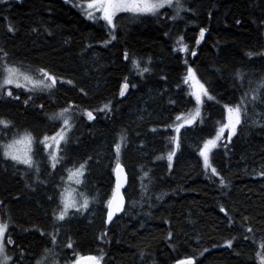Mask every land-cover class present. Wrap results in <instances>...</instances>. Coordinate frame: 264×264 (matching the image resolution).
Segmentation results:
<instances>
[{"label": "trees", "instance_id": "obj_1", "mask_svg": "<svg viewBox=\"0 0 264 264\" xmlns=\"http://www.w3.org/2000/svg\"><path fill=\"white\" fill-rule=\"evenodd\" d=\"M84 2H0V78L4 64L31 72L44 68L57 77L51 89L29 92L9 85L12 97L0 90V120L9 122L0 124V145L30 133L39 166L34 174L5 158L0 147V222L8 224V264H37L44 253L55 254V264L87 254L102 256L101 264H175L184 258L193 264H260L264 91L252 102V90L264 81V0H183L187 11L181 18L171 19V8L158 16L122 12L114 29L74 6ZM182 45L187 51L179 50ZM143 67L150 71L141 74ZM189 68L208 95L200 117L177 133V117L197 105L185 82ZM245 93L249 103L242 124L210 152L218 173L213 176L199 151L224 123L225 105H237ZM65 108L71 127L53 168L41 139L64 127L62 119L49 117ZM116 144L129 174L123 214L106 226L101 205L91 220L57 222L59 177L84 164L87 193H100L104 200L113 186ZM9 237L14 244L7 243Z\"/></svg>", "mask_w": 264, "mask_h": 264}, {"label": "snow or ice", "instance_id": "obj_2", "mask_svg": "<svg viewBox=\"0 0 264 264\" xmlns=\"http://www.w3.org/2000/svg\"><path fill=\"white\" fill-rule=\"evenodd\" d=\"M2 2V0H0ZM80 8V10L86 15V17L89 20H102L106 23L107 26L114 29L116 27L114 23V18L117 16L118 13L127 12L132 13L134 16H140L145 14H151L158 16L160 14V11L162 9L171 8L174 11V15L171 17V19L176 20L180 17V14L182 11H187L185 9L183 0H86L85 3H81L79 5H75ZM96 13H99V17H97ZM9 32H14L15 29L9 25L8 27ZM205 30H200V38L202 39L204 37ZM115 35L112 36V39H115ZM197 44L200 43V40L196 41ZM180 51H187L186 46H181ZM0 51H3L0 49ZM195 55V52L192 53ZM251 56L252 53H249ZM4 56L7 57V53H4ZM127 57V54H126ZM133 64L139 69L140 65L138 61H133ZM141 74L149 72L150 69L148 67H143L140 69ZM2 72L3 76L0 78V90H3L6 92V95L8 97L13 96V92L10 90H7V86L14 85L16 88H25L27 91L32 92L37 89L44 90V89H51L54 88L57 83V77L50 74L47 70L44 68L36 69V75H33L30 71H21L19 68H17L14 65L4 64L2 66ZM237 78L243 80V73L237 72L236 73ZM189 80L192 81V96L195 97L197 105H200L202 103V97L207 96L208 92L207 89L204 87L202 83L196 78L193 70L191 68L188 69V75L185 77V82L187 83ZM68 83H72L71 81H68ZM30 86V87H29ZM128 88V84L125 83L121 87L120 95L124 96L125 91ZM261 91H264V81L260 83V85L252 90V102H255L257 99H259L258 93ZM16 99H19V97H15ZM31 99V96H29V100ZM209 99H212V97L209 96ZM28 101H25V104H27ZM249 103L248 100V93H245L241 97L240 103H238L235 106L225 105V111H226V123L221 122V126L218 128L217 133L214 138L208 139L205 141L203 147L199 151V155L203 158L205 169L211 168V173L213 176L218 175L216 168L211 167L209 163V153L212 151V149L217 147V142L221 140V138L224 135L225 130H228V139L230 140L233 135L236 134L237 127L242 124L244 117L247 115V104ZM42 107V106H41ZM108 105H105V108H107ZM103 110V109H101ZM69 111V109L65 108L62 109L59 113L53 114L49 118L52 120H63L64 127L61 129L60 132H58L53 137L45 136L44 140L41 141V143L44 144L46 149H51L53 145L48 144L47 141L51 139L54 142L55 145V153L50 152L49 153V159L52 161V167L55 168L56 164L60 161V157L57 155V153L60 151V146L63 141L66 140V130L71 127L70 125V119L66 116V113ZM89 120L94 119L93 113L91 111H88L86 113ZM200 109L199 107L196 108V110L189 114L187 117L184 118V123L179 124L175 131L177 133L180 132V129L184 127V124L191 125L193 122L196 121L198 117H200ZM181 117L178 116L177 120H180ZM0 124L4 125V127H8L9 122L0 120ZM123 140V137L121 138ZM176 147L179 148V138H173ZM33 142V137L30 133H25L23 136L14 138L10 143L0 145V147L3 148V155L7 159H11L17 164H23L27 166L28 168H33L35 165V161L33 160L32 156L29 154L31 152V144ZM20 145H27V150L21 152ZM120 144H116V152L117 156H119L120 152ZM175 155V152H169L167 159L169 160V167H171V161L172 157ZM36 166V171L39 173V166ZM85 165L81 164L79 168H74L73 170H70L69 172V179L75 178V182L77 184L81 183V180L79 177H82L84 175V169ZM115 175H116V185L115 189L111 195V197L107 200L106 206H107V221L111 222L113 219V216L116 214V212L121 211L124 204V197L121 194V188L123 187L124 183H126V177L124 176V169L120 165V163H117L114 169ZM264 175V173H261ZM147 175V173L145 174ZM221 185H224V180L221 178L220 180ZM80 198L82 199V203L80 200L70 197L66 193L61 194V200L60 204L57 207V210L54 211V219L57 222L65 221L66 217L69 215L70 209H75L76 212H80L81 209H88L89 207V197L84 194H80ZM51 199V198H50ZM221 211H224L223 208H221ZM247 219V218H245ZM8 229V224L6 223H0V256H3V260H0V264H8V261L12 258L8 257L5 254V245H4V238L6 231ZM247 232H252L251 228L247 229ZM42 235H47L43 231L41 232ZM245 239H248V237H245ZM52 241L55 244L56 243V236H52ZM8 244H14L15 241H13L10 237L7 240ZM228 246H232V242L228 241ZM68 248L72 247V244L69 243L67 245ZM261 252L257 254L258 259L260 261V264H264V241L260 243ZM46 251H49L46 249ZM88 259L92 262V264H101V260L103 257H88ZM37 264H41L40 261L37 262ZM76 264H79V261L76 262ZM178 264H193L191 259L188 260H181L178 261Z\"/></svg>", "mask_w": 264, "mask_h": 264}, {"label": "rangeland", "instance_id": "obj_3", "mask_svg": "<svg viewBox=\"0 0 264 264\" xmlns=\"http://www.w3.org/2000/svg\"><path fill=\"white\" fill-rule=\"evenodd\" d=\"M85 3V2H84ZM85 15V14H84ZM96 15H97V17H99V13H96ZM86 16V15H85ZM21 71H30V70H22V69H20ZM31 72V71H30ZM33 75H36V71H34V72H31ZM187 75H188V72H187ZM187 75H186V77H187ZM197 78V77H196ZM201 83V82H200ZM187 85H188V87H189V89H190V91H191V93H192V91H193V88H192V81L191 80H189L188 82H187ZM30 87V86H29ZM205 87V86H204ZM205 96H203L202 97V99L204 98ZM195 98V97H194ZM197 104V103H196ZM201 105V104H200ZM200 105H196V107L193 109V110H191V111H189V112H187V113H185V114H183V115H180V117H181V119L178 121V125L179 124H182V123H184V118L185 117H187L189 114H191V113H193L195 110H196V108L197 107H199V109H200ZM224 123H226V111H225V121H224ZM177 125V126H178ZM186 125H189V124H184V126H186ZM218 130V129H217ZM61 131V129L60 130H58L57 132H55V133H53L52 135H49L48 137H53V136H55L58 132H60ZM66 132H67V130H66ZM216 133H217V131L215 132V134H214V136L213 137H211L210 139H212V138H214L215 137V135H216ZM24 134H18V135H16L14 138H17V137H20V136H23ZM45 137V136H44ZM44 137L41 139V141H43L44 140ZM13 138V139H14ZM224 138H228V130L226 129L225 130V132H224V135H223V137L221 138V140L222 139H224ZM13 139H11L10 141H8L7 143H10ZM220 140V141H221ZM220 141H218L217 142V145H218V143L220 142ZM47 143L48 144H51V145H53V147L51 148V149H46L45 148V146H44V144H43V146H44V150L47 152H53V153H55V151H56V149H55V145H54V142L51 140V139H49L48 141H47ZM6 144V143H5ZM20 147V149H21V152H23V151H25V150H27V145H20L19 146ZM115 150H116V148H115ZM116 154H115V156H114V164H113V166H112V174H113V170H114V167L116 166V164L117 163H121L120 162V158H119V156H117V152H115ZM31 156H32V158H33V160L35 161V159H34V143L32 142V144H31V152L29 153ZM202 160H203V158H202ZM204 163V162H203ZM209 163H210V153H209ZM75 168H79V166H77V167H75ZM32 169V168H31ZM74 168H71V169H69L68 171H66L65 172V174L64 175H61L60 177H59V183L55 186V190H56V194H57V205H56V208H55V211L57 210V207H58V205L60 204V200H61V194L62 193H66V194H68L70 197H72V198H75V199H78V200H80V202L82 203V199L80 198V194L82 193V194H84V195H89L87 192H88V190L86 189V185H89V183H88V181H87V177H86V171H85V167H84V169H83V171H84V175L82 176V177H79V179L81 180V183H79V184H77L76 182H75V178H73V179H69V172H70V170H73ZM33 170H34V174H36L37 173V171H36V166L34 165L33 166ZM50 179H51V177H49V176H47V177H45L44 178V185L45 186H47V185H49V182H50ZM110 195H111V191L109 192V194H108V196L104 199V200H101V197H102V195L100 194V193H96V194H92L91 196L89 195L88 197H89V200H90V203H89V207H88V209H81L80 210V212H76V210L73 208V209H70L69 210V215H68V217H82V216H84V217H86V218H88V219H92L93 217H96L97 215H98V213H99V211H100V208H101V205H102V207H103V211H104V213H103V217H105V213H106V209H107V206H106V202H107V200L110 198ZM103 201V202H102ZM102 203V204H101ZM130 204H134V201L133 202H131ZM54 217V216H53ZM1 223V222H0ZM5 243H6V240H5V238H4V245H5ZM5 252H6V245H5ZM259 252H261V248L259 249V251H258V253ZM6 254V253H5ZM7 255V254H6ZM8 256V255H7ZM8 257H10L11 258V256H8ZM55 257H57L55 254L54 255H51L50 253H44L43 254V256L41 257V259L40 260H38V261H40L41 262V264H55L54 263V259H55ZM0 260H3V256H0ZM11 260L12 259H10L9 261H8V263L9 262H11ZM259 260V259H258ZM260 262V261H259ZM60 264H74V260H69V259H64Z\"/></svg>", "mask_w": 264, "mask_h": 264}, {"label": "water", "instance_id": "obj_4", "mask_svg": "<svg viewBox=\"0 0 264 264\" xmlns=\"http://www.w3.org/2000/svg\"><path fill=\"white\" fill-rule=\"evenodd\" d=\"M120 165L123 167V169H124V176L126 177V183H124V185H123V187L121 188V194L123 195V197H124V204H123V208H122V210L121 211H118V212H116V214L113 216V219H112V221L111 222H108L107 221V211H108V209H106V213H105V217H104V221H105V224H106V226H109L117 217H119L120 215H122L123 214V212L125 211V208H126V197H125V193H124V191H125V189H126V187H127V185H128V182H129V174H128V172H127V170H126V168H125V166L123 165V164H121L120 163ZM114 169H115V167H114ZM115 185H116V175H115V172H114V170H113V186H112V190H111V195H112V193H113V191H114V189H115ZM111 195H110V197H111ZM88 257H96L95 255H93V254H87V255H83V256H80V257H78L75 261H74V264H76V262L77 261H79V264H92V262L88 259ZM188 259H191L192 260V262L194 263V260L192 259V258H184V259H180V260H177L176 262H175V264H178V261H181V260H188Z\"/></svg>", "mask_w": 264, "mask_h": 264}]
</instances>
